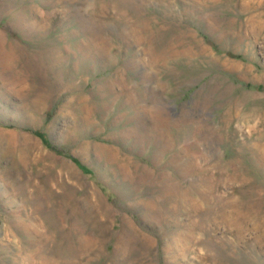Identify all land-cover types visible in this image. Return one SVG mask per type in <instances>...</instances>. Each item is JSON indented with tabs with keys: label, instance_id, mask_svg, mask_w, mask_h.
I'll return each mask as SVG.
<instances>
[{
	"label": "rangeland",
	"instance_id": "rangeland-1",
	"mask_svg": "<svg viewBox=\"0 0 264 264\" xmlns=\"http://www.w3.org/2000/svg\"><path fill=\"white\" fill-rule=\"evenodd\" d=\"M0 264H264V0H0Z\"/></svg>",
	"mask_w": 264,
	"mask_h": 264
},
{
	"label": "bare ground",
	"instance_id": "bare-ground-1",
	"mask_svg": "<svg viewBox=\"0 0 264 264\" xmlns=\"http://www.w3.org/2000/svg\"><path fill=\"white\" fill-rule=\"evenodd\" d=\"M7 227H8V229H10L8 225H7ZM10 230H11V229H10ZM8 231H9V230H8ZM11 235L14 236V234H13L12 232H11ZM36 243H37V242H36V239H35L34 242H32V244L35 246ZM40 243H41V242H40Z\"/></svg>",
	"mask_w": 264,
	"mask_h": 264
}]
</instances>
